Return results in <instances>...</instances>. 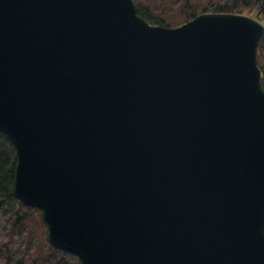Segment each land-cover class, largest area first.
<instances>
[{
    "label": "water",
    "instance_id": "95a60500",
    "mask_svg": "<svg viewBox=\"0 0 264 264\" xmlns=\"http://www.w3.org/2000/svg\"><path fill=\"white\" fill-rule=\"evenodd\" d=\"M264 22L134 0H0L14 191L84 264H264Z\"/></svg>",
    "mask_w": 264,
    "mask_h": 264
},
{
    "label": "trees",
    "instance_id": "16d2710c",
    "mask_svg": "<svg viewBox=\"0 0 264 264\" xmlns=\"http://www.w3.org/2000/svg\"><path fill=\"white\" fill-rule=\"evenodd\" d=\"M137 11L155 24L179 25L207 11L246 13L264 22V0H134ZM257 62L264 71V33ZM264 87V80L261 79ZM16 149L0 130V264H84L53 245L43 209L20 200L14 191Z\"/></svg>",
    "mask_w": 264,
    "mask_h": 264
},
{
    "label": "built area",
    "instance_id": "2783aa9c",
    "mask_svg": "<svg viewBox=\"0 0 264 264\" xmlns=\"http://www.w3.org/2000/svg\"><path fill=\"white\" fill-rule=\"evenodd\" d=\"M261 79L264 80V71L263 72L261 71Z\"/></svg>",
    "mask_w": 264,
    "mask_h": 264
}]
</instances>
